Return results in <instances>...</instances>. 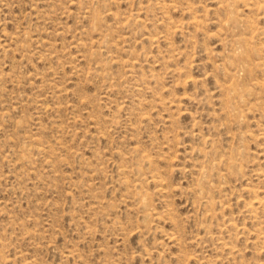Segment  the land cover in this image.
Listing matches in <instances>:
<instances>
[{"label":"rangeland","instance_id":"rangeland-1","mask_svg":"<svg viewBox=\"0 0 264 264\" xmlns=\"http://www.w3.org/2000/svg\"><path fill=\"white\" fill-rule=\"evenodd\" d=\"M0 264H264V0H0Z\"/></svg>","mask_w":264,"mask_h":264},{"label":"bare ground","instance_id":"bare-ground-1","mask_svg":"<svg viewBox=\"0 0 264 264\" xmlns=\"http://www.w3.org/2000/svg\"><path fill=\"white\" fill-rule=\"evenodd\" d=\"M262 6V4L260 2H257V7H260ZM227 10H228V15H227V21L228 22H231L233 23L235 26L238 25L241 23V20L242 19H239L236 17L235 15V12L230 8V3H227ZM227 12V11H226ZM97 16V15H96ZM94 17V16H93ZM94 20V19H93ZM248 21V20H247ZM98 23V19L96 21ZM242 24V23H241ZM97 25V24H96ZM165 27V26H164ZM237 27V26H236ZM220 30V29H219ZM229 36V35H228ZM254 36V35H253ZM243 38V37H241ZM240 37H238V40H237V44L238 46H236V48L233 50V54L232 56H237V60L238 62H236V72H235V76L237 77L238 75L242 74V73H245V72H251V67L249 65V56L247 55L248 53V49L246 48V46L243 48L242 45L245 43L244 40H242ZM246 40V39H245ZM97 42V41H96ZM248 42V41H247ZM248 51H247V50ZM255 49V48H254ZM256 50V49H255ZM251 51V50H250ZM247 53V54H246ZM230 55V54H229ZM247 57H244L246 56ZM235 58V57H234ZM247 58V60H246ZM236 59V58H235ZM233 62V61H232ZM244 75V74H243ZM246 75V74H245ZM240 77V76H239ZM234 84V83H233ZM236 84V83H235ZM234 84V85H235ZM239 84V83H238ZM252 85H255V82H253ZM240 86V85H239ZM244 86V85H243ZM246 87V85L244 86ZM239 87H234V91H237ZM232 91V90H231ZM233 91V93H234ZM231 93V92H230ZM230 97V96H229ZM236 121V120H235ZM208 171V170H207ZM206 176V175H205ZM205 194V193H204ZM144 200V199H143ZM263 205V204H262Z\"/></svg>","mask_w":264,"mask_h":264}]
</instances>
